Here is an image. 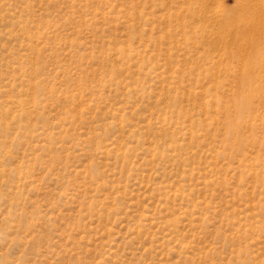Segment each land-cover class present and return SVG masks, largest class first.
Here are the masks:
<instances>
[{
  "label": "rangeland",
  "instance_id": "obj_1",
  "mask_svg": "<svg viewBox=\"0 0 264 264\" xmlns=\"http://www.w3.org/2000/svg\"><path fill=\"white\" fill-rule=\"evenodd\" d=\"M0 264H264V0H0Z\"/></svg>",
  "mask_w": 264,
  "mask_h": 264
},
{
  "label": "bare ground",
  "instance_id": "obj_2",
  "mask_svg": "<svg viewBox=\"0 0 264 264\" xmlns=\"http://www.w3.org/2000/svg\"><path fill=\"white\" fill-rule=\"evenodd\" d=\"M232 21H233V20H232ZM232 21H231V20H230V21L228 20V22H227V23H228V24H231V23H232ZM261 26H262V25H261ZM254 30H255V28H254ZM259 39H260V37H258V40H259Z\"/></svg>",
  "mask_w": 264,
  "mask_h": 264
}]
</instances>
